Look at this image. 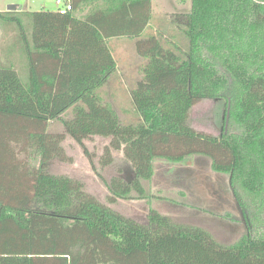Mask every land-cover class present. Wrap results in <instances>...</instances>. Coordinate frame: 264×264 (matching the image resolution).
I'll return each mask as SVG.
<instances>
[{"label": "trees", "instance_id": "16d2710c", "mask_svg": "<svg viewBox=\"0 0 264 264\" xmlns=\"http://www.w3.org/2000/svg\"><path fill=\"white\" fill-rule=\"evenodd\" d=\"M72 5L31 13L29 85L0 68V264H264V0H191L189 12L169 16L172 39L150 32L152 0ZM118 38L134 40L147 61L130 124L100 94L117 71L109 41ZM220 99L229 111L222 134L195 130L192 109ZM56 121L64 134L50 132ZM93 137L110 139L104 164L115 150L132 170L112 178L109 204L143 198L156 160L202 156L229 177L248 233L225 244L156 209L142 224L51 172L72 159L67 138L84 146Z\"/></svg>", "mask_w": 264, "mask_h": 264}, {"label": "rangeland", "instance_id": "374dc122", "mask_svg": "<svg viewBox=\"0 0 264 264\" xmlns=\"http://www.w3.org/2000/svg\"><path fill=\"white\" fill-rule=\"evenodd\" d=\"M152 5L154 21L150 32H156L166 39L179 34L175 26L170 24L169 16L176 12H189L191 0H152ZM30 9L34 12L58 11V6L55 0H31ZM113 44L118 51L116 58L119 68L103 90L102 99L113 107L123 124H130L139 120L131 91L137 81L143 78L142 69L146 60L136 58L138 54L135 45L130 41ZM133 65L134 71L130 69ZM136 65L140 66L142 77H137ZM216 101L206 100L192 109L190 125L195 130L213 136L222 134L228 111L227 102L223 99ZM50 132L65 133L63 125L58 121L51 123ZM63 144L72 159L67 162L55 160L51 172L78 179L100 202L109 204V184L112 178L122 176L127 179L132 173L123 153L112 150L113 161L106 165V148L110 145L108 138L93 137L85 140L84 146L67 138ZM228 182L229 177L215 172L210 159L206 157H189L182 162L160 159L154 162L152 178L144 182L146 195L143 198L134 194L109 205L142 224H147L148 214L156 209L180 222L205 228L220 242L230 244L244 238L248 233V223L246 219L243 222L241 214L236 212L231 203L224 204L220 197L213 199V195H218V192L210 189V184L216 183L223 187L225 193H230ZM212 191L213 194H210Z\"/></svg>", "mask_w": 264, "mask_h": 264}, {"label": "crops", "instance_id": "0c3cea01", "mask_svg": "<svg viewBox=\"0 0 264 264\" xmlns=\"http://www.w3.org/2000/svg\"><path fill=\"white\" fill-rule=\"evenodd\" d=\"M30 1L31 0H0V13L14 20L6 22L0 17V68L8 67L13 69L18 74L22 84L26 86L29 85L31 76L30 55L28 57L26 49L27 42L30 46V53L33 51V19L31 13L34 11L30 9ZM12 5H16L17 7L20 6V8L8 10ZM15 20H18L21 26ZM123 41H130L135 45V41L128 38H118L109 41L112 55L117 62V71L119 68L116 58L118 51L114 48L113 43L115 42L117 44ZM136 58L142 59L139 55H137ZM146 62H144V65ZM130 69L134 71V65ZM140 70V66L136 65L137 77H142L140 75L141 72H139ZM114 75L112 77H114ZM141 80L142 78L139 81ZM139 81H137V83ZM122 82H124V80ZM105 87L100 90L101 97Z\"/></svg>", "mask_w": 264, "mask_h": 264}, {"label": "water", "instance_id": "95a60500", "mask_svg": "<svg viewBox=\"0 0 264 264\" xmlns=\"http://www.w3.org/2000/svg\"><path fill=\"white\" fill-rule=\"evenodd\" d=\"M17 8H20V6L17 7L16 5H12V6H10L8 8V10H15ZM228 118H229V115L227 116V119ZM229 182H230V180H229ZM210 186H211L210 189L217 190L218 185L216 183H211ZM210 194H213V191ZM223 195H224V198H223L224 202L223 203L224 204L231 203L233 205V208L236 210V212H238V213L241 214V218L243 219V222H245L244 214L242 212V209L240 207V204H239L238 200L235 198V192H234V190L230 191V193L223 192ZM213 196H214L213 199H215V200L218 199V195H216V196L213 195Z\"/></svg>", "mask_w": 264, "mask_h": 264}, {"label": "built area", "instance_id": "2783aa9c", "mask_svg": "<svg viewBox=\"0 0 264 264\" xmlns=\"http://www.w3.org/2000/svg\"><path fill=\"white\" fill-rule=\"evenodd\" d=\"M55 2L61 14H67L73 10L72 0H55Z\"/></svg>", "mask_w": 264, "mask_h": 264}, {"label": "flooded vegetation", "instance_id": "af4514ba", "mask_svg": "<svg viewBox=\"0 0 264 264\" xmlns=\"http://www.w3.org/2000/svg\"><path fill=\"white\" fill-rule=\"evenodd\" d=\"M216 102H217V101H216ZM228 112H229V111H227V115H226V118H225V121H226V122H225V126H224V127H226V126L228 125V121H229V118L227 119ZM228 186H229V191H232L233 188H232V185H231L230 182H228ZM224 191H225V190L223 189V187L218 185V187H217V192H218V197H220L219 199L224 198V195H223V192H224ZM219 202H220V200H219ZM220 204H221V203H220ZM221 207H222V205H221Z\"/></svg>", "mask_w": 264, "mask_h": 264}]
</instances>
